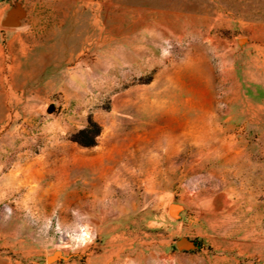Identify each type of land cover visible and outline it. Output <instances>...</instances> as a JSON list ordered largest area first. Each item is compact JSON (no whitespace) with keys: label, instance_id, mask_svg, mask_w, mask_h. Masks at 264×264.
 Here are the masks:
<instances>
[{"label":"rangeland","instance_id":"obj_1","mask_svg":"<svg viewBox=\"0 0 264 264\" xmlns=\"http://www.w3.org/2000/svg\"><path fill=\"white\" fill-rule=\"evenodd\" d=\"M0 264H264V0H0Z\"/></svg>","mask_w":264,"mask_h":264},{"label":"water","instance_id":"obj_2","mask_svg":"<svg viewBox=\"0 0 264 264\" xmlns=\"http://www.w3.org/2000/svg\"><path fill=\"white\" fill-rule=\"evenodd\" d=\"M25 16V10L18 2H13L11 7L7 10L4 18L1 20V24L4 26H17L20 24L21 19ZM191 242L186 238H181L177 241L178 247L190 246ZM55 258L57 255H52Z\"/></svg>","mask_w":264,"mask_h":264},{"label":"trees","instance_id":"obj_3","mask_svg":"<svg viewBox=\"0 0 264 264\" xmlns=\"http://www.w3.org/2000/svg\"><path fill=\"white\" fill-rule=\"evenodd\" d=\"M100 129V125L90 118L87 126L78 130L72 139L81 146H93L96 144V137L100 133Z\"/></svg>","mask_w":264,"mask_h":264},{"label":"bare ground","instance_id":"obj_4","mask_svg":"<svg viewBox=\"0 0 264 264\" xmlns=\"http://www.w3.org/2000/svg\"><path fill=\"white\" fill-rule=\"evenodd\" d=\"M170 212L172 213V214H174L175 212H176V206L175 205H171L170 206ZM53 256H51L50 258H52Z\"/></svg>","mask_w":264,"mask_h":264},{"label":"crops","instance_id":"obj_5","mask_svg":"<svg viewBox=\"0 0 264 264\" xmlns=\"http://www.w3.org/2000/svg\"><path fill=\"white\" fill-rule=\"evenodd\" d=\"M12 27V26H11Z\"/></svg>","mask_w":264,"mask_h":264}]
</instances>
